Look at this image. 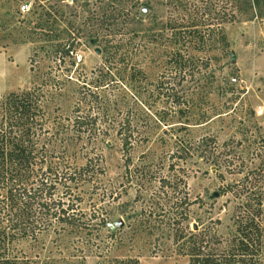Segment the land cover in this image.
Masks as SVG:
<instances>
[{
	"label": "rangeland",
	"instance_id": "rangeland-1",
	"mask_svg": "<svg viewBox=\"0 0 264 264\" xmlns=\"http://www.w3.org/2000/svg\"><path fill=\"white\" fill-rule=\"evenodd\" d=\"M21 92L39 99V155L78 174L58 190L86 224L9 258L188 264L258 196L264 228V0H0V114Z\"/></svg>",
	"mask_w": 264,
	"mask_h": 264
},
{
	"label": "trees",
	"instance_id": "trees-1",
	"mask_svg": "<svg viewBox=\"0 0 264 264\" xmlns=\"http://www.w3.org/2000/svg\"><path fill=\"white\" fill-rule=\"evenodd\" d=\"M207 9L203 15L212 14ZM217 15L221 17L220 10ZM39 108V99L30 92L10 94L1 106L0 264H26L7 256L16 240L36 239L49 231L61 234L65 227L80 229L86 224L73 202L64 199L73 195L69 186L64 184L67 191L61 197L58 190L64 182L77 183L78 174L60 173L47 156L39 155L37 131H43ZM126 137L125 149L131 146L132 135ZM262 218V198H248L235 218L231 237L192 244L188 264H264Z\"/></svg>",
	"mask_w": 264,
	"mask_h": 264
},
{
	"label": "water",
	"instance_id": "water-1",
	"mask_svg": "<svg viewBox=\"0 0 264 264\" xmlns=\"http://www.w3.org/2000/svg\"><path fill=\"white\" fill-rule=\"evenodd\" d=\"M144 12L146 13V10ZM97 54H99V52H97ZM233 59H234V54L232 55V60ZM216 198H219L218 194H214V196H212V199H216ZM123 227H124L123 221H119L118 223L108 225V228L111 230V233H115L116 230L122 229Z\"/></svg>",
	"mask_w": 264,
	"mask_h": 264
},
{
	"label": "built area",
	"instance_id": "built-area-1",
	"mask_svg": "<svg viewBox=\"0 0 264 264\" xmlns=\"http://www.w3.org/2000/svg\"><path fill=\"white\" fill-rule=\"evenodd\" d=\"M25 11H27V12L30 11L27 5H23V6L21 7V12L23 13V12H25ZM233 82H236V80H234Z\"/></svg>",
	"mask_w": 264,
	"mask_h": 264
}]
</instances>
